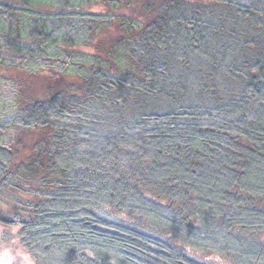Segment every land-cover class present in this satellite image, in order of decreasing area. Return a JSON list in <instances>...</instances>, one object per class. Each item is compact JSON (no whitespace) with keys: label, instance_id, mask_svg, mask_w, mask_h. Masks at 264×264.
Masks as SVG:
<instances>
[{"label":"trees","instance_id":"16d2710c","mask_svg":"<svg viewBox=\"0 0 264 264\" xmlns=\"http://www.w3.org/2000/svg\"><path fill=\"white\" fill-rule=\"evenodd\" d=\"M123 7L0 0V224L37 264H264V0Z\"/></svg>","mask_w":264,"mask_h":264},{"label":"rangeland","instance_id":"374dc122","mask_svg":"<svg viewBox=\"0 0 264 264\" xmlns=\"http://www.w3.org/2000/svg\"><path fill=\"white\" fill-rule=\"evenodd\" d=\"M123 7L125 12L138 13L139 10L141 13H145L147 7L150 3H155L156 0H122ZM140 6L139 10L138 7ZM92 10H98L99 7L93 5L89 7ZM112 30H114L112 28ZM12 70L8 71V74ZM27 84V94L34 97L42 98L47 96V91L49 89L58 90L65 88L70 84V81H74L73 77L70 79L68 77H63L57 80H51V78L44 73H39L37 75H30V77H23ZM39 132L31 130L27 132L22 138V144L19 146L20 153L22 156L29 154L32 151L33 143L35 139L39 136ZM18 199L17 191L12 188H5L0 191V216L8 217L13 213L14 201ZM110 211V210H109ZM113 215L117 213L110 211ZM7 231V234L4 235V232ZM197 261L210 263V264H231L227 260H224L219 257L209 256L206 258L196 256ZM205 263V262H204ZM0 264H37L36 261L32 258L31 254L23 249L19 243L16 236L15 227L4 229V226L0 224Z\"/></svg>","mask_w":264,"mask_h":264}]
</instances>
